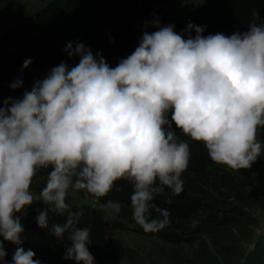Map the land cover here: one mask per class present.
I'll return each instance as SVG.
<instances>
[{
	"label": "clouds",
	"instance_id": "9594fccd",
	"mask_svg": "<svg viewBox=\"0 0 264 264\" xmlns=\"http://www.w3.org/2000/svg\"><path fill=\"white\" fill-rule=\"evenodd\" d=\"M253 16L246 31L230 35H203L206 26L192 22L177 32L174 24L145 21L155 30L144 31L115 66L69 41L64 50L79 57L77 64L62 61L21 97L6 98L0 107V237L16 248L6 260L0 240V264H42L23 247L17 215L35 200L46 205L35 217L40 228H48L49 211L67 210L66 220L50 229L71 241L64 259L94 264L90 229L77 227L81 214L65 200L69 188L104 196L116 180L127 179L134 221L145 231L165 227L171 213L154 198L166 187L173 194L183 190L190 157L177 128L202 141L214 162L250 168L262 151L257 130L264 127V18ZM30 63L25 59L22 68ZM22 83L17 78L10 86ZM49 166L46 185L34 194L33 176ZM105 204L121 210L119 201Z\"/></svg>",
	"mask_w": 264,
	"mask_h": 264
},
{
	"label": "trees",
	"instance_id": "16d2710c",
	"mask_svg": "<svg viewBox=\"0 0 264 264\" xmlns=\"http://www.w3.org/2000/svg\"><path fill=\"white\" fill-rule=\"evenodd\" d=\"M193 0H51L37 12L23 18L0 33V107L8 97L18 98L33 82L43 78L53 66L66 62L74 66L78 56H69L65 46L69 41H80L95 54L105 57L110 66L130 54L139 43L144 31H154L155 27L145 21L159 19L161 26L174 24V30L182 32L189 22L205 25L203 35L222 32L230 35L234 31H246L249 23L259 12L264 18V0H204L194 10L177 15L164 7L175 9ZM257 23L259 20L256 21ZM195 33L192 32V35ZM185 35H187L185 33ZM110 39L113 41L110 43ZM75 46V45H73ZM31 63L23 67L25 59ZM22 79L20 87L10 85ZM171 113H169L170 119ZM174 124V122H173ZM179 139L186 140L190 148L187 168L182 172L183 190L173 194L170 189L157 194L153 203L160 208H168L170 222L158 231H145L132 216L130 194L131 182L121 178L114 182L112 189L104 196L91 195L101 205L109 199L119 201L121 210L116 212V220L110 222L96 208L72 205L68 196L66 203L70 210L79 212L77 227L90 229L87 247L94 256V264H122L130 252L121 242L109 235L110 230L121 228L120 223L131 226L132 231L142 238L161 243L167 249L171 264H223L226 245L213 241V236L227 227L239 226L238 215L243 209L236 202H248L244 188L252 177L247 168L235 169L224 163L214 162L208 155L202 141L194 140L180 129H175ZM263 127L258 128L257 138L262 137ZM261 140V139H260ZM264 159V145L260 156L251 166ZM48 168H38L32 178L31 190L38 194L46 185ZM171 203H167V198ZM41 200L25 206L17 215L21 217L25 238L23 247L31 248L42 264H83L74 259H64L66 247L71 246L67 233L63 237L54 236L50 229L53 223H63L64 214L49 211L48 228H40L35 217L38 209L45 208ZM153 216H159L154 209ZM239 230V229H238ZM240 231V230H239ZM16 245L6 240V260H11ZM222 258V260H221ZM245 264H264V237L256 243L254 251Z\"/></svg>",
	"mask_w": 264,
	"mask_h": 264
},
{
	"label": "rangeland",
	"instance_id": "374dc122",
	"mask_svg": "<svg viewBox=\"0 0 264 264\" xmlns=\"http://www.w3.org/2000/svg\"><path fill=\"white\" fill-rule=\"evenodd\" d=\"M49 1L51 0H0V33L23 18L37 12ZM203 1L193 0L172 10L170 7H164V9L181 15L199 8ZM262 134L260 139L264 145V127ZM247 172L252 177V185L248 181L244 192L250 201L234 204L240 206L244 212L238 215L239 226L227 227L221 233L213 236L212 239L226 245L223 264H245V262H249L247 259L249 253L255 250L256 243L264 237V159H260L257 165L247 168ZM67 196L70 198L72 205L77 208L83 206L96 208L102 212L108 221L113 222L116 220V211L99 204L91 193L86 190L69 188ZM120 224V229L108 232L110 236L117 238L131 254L122 264H171L166 255L168 249L164 245L157 243L160 248L158 249L154 245L157 242L155 239L142 238L132 231L131 226L125 223ZM0 240H3V237H0ZM3 244L6 250V240H3Z\"/></svg>",
	"mask_w": 264,
	"mask_h": 264
}]
</instances>
